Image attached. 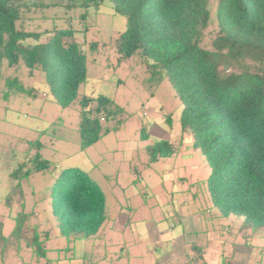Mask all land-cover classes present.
<instances>
[{
    "label": "rangeland",
    "instance_id": "374dc122",
    "mask_svg": "<svg viewBox=\"0 0 264 264\" xmlns=\"http://www.w3.org/2000/svg\"><path fill=\"white\" fill-rule=\"evenodd\" d=\"M217 6H209L213 17L202 41L207 47L219 29ZM23 25L45 31L39 42L48 40L46 29L76 30L88 70L79 98L64 107L45 72L32 73L23 59L13 67L8 60L0 64V264H264V228L253 233L242 227V218L224 217L206 185L197 183L211 169L191 132L182 129L183 103L168 77L150 82L139 54L121 58L118 39L127 17L111 0L71 11L46 8L28 14ZM7 76H18L28 92L4 98ZM100 96L122 110L101 121L103 131L109 130L83 150L79 104L84 98L96 103ZM161 140L173 153L155 158L151 147ZM38 153L49 170L33 172L17 186L11 172L20 163L30 167ZM69 167L88 172L105 192L107 218L93 238L70 240L56 226L50 192ZM24 211L30 214L27 227L16 228V216ZM37 223L48 231L45 257L27 246L33 236L28 224Z\"/></svg>",
    "mask_w": 264,
    "mask_h": 264
},
{
    "label": "trees",
    "instance_id": "16d2710c",
    "mask_svg": "<svg viewBox=\"0 0 264 264\" xmlns=\"http://www.w3.org/2000/svg\"><path fill=\"white\" fill-rule=\"evenodd\" d=\"M103 1L0 0V64L8 60L13 67L23 59L32 73L45 72L57 101L70 106L79 98L88 70L76 30L46 29L48 40L39 42L45 31L28 30L23 22L28 14L46 8L61 6L71 11ZM111 1L127 17V28L118 39L121 58L139 54L147 65L149 81L158 83L168 77L183 103L182 129L191 132L194 148L203 153L211 169L210 176L197 183L206 185L224 217L242 218V227L253 233L264 228V0ZM212 1L218 2L215 17L219 29L207 47L202 41L212 22ZM91 46L96 48L95 43ZM5 87L9 89L6 99L28 92L18 76H7ZM90 100L84 98L79 104L83 150L109 130L103 131L101 121L122 110L105 96L96 103ZM93 111L100 118L90 117ZM165 142L151 147L155 158L173 153ZM28 164L20 163L10 174L19 187L33 172L50 168L40 153L30 167ZM50 198L62 236L78 240L98 235L107 218V199L88 172L79 167L63 169ZM29 218L30 214L19 212L16 228L27 227ZM29 224L33 236L27 246L45 257V223Z\"/></svg>",
    "mask_w": 264,
    "mask_h": 264
},
{
    "label": "crops",
    "instance_id": "0c3cea01",
    "mask_svg": "<svg viewBox=\"0 0 264 264\" xmlns=\"http://www.w3.org/2000/svg\"><path fill=\"white\" fill-rule=\"evenodd\" d=\"M198 181H199V180H198ZM193 183H194V182H193ZM193 183H192V184H193ZM231 216H232V215H231ZM231 216H229V217H231Z\"/></svg>",
    "mask_w": 264,
    "mask_h": 264
}]
</instances>
